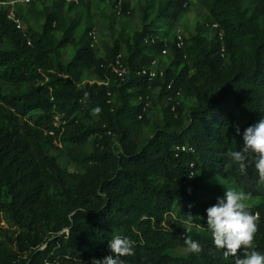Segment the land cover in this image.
<instances>
[{"label": "trees", "instance_id": "obj_1", "mask_svg": "<svg viewBox=\"0 0 264 264\" xmlns=\"http://www.w3.org/2000/svg\"><path fill=\"white\" fill-rule=\"evenodd\" d=\"M185 1L167 0L157 17L176 20L188 8ZM201 1L219 25L214 38L200 30L184 49L168 39L173 60L153 79L137 73L165 47L164 41L145 44V36L157 33L148 24L99 57L89 31L77 41V24L66 26L59 9L46 15L41 31L17 29L10 9L0 10V40L10 44L0 49V81L29 85L0 91V224L2 214L8 223L0 226V264H99L115 256L109 243L117 235L134 242V255L120 257V264H235L216 249L207 226L206 209L217 202L203 195L216 190L195 175L209 170L264 198L255 154H248L244 173L236 164L224 168L227 151L242 148L243 131L264 119V26L242 14L247 0ZM251 1L264 10V0ZM121 11L131 13L123 2ZM55 31H62L60 39ZM67 45L76 50L65 63ZM119 53L130 69L125 80L110 68ZM86 70L101 83H83ZM157 88L168 104L163 123L142 145L150 122L144 103ZM182 93L195 100L188 110ZM33 111L40 113L32 122L26 117ZM92 136L84 173L64 170L47 152L58 137L83 145ZM250 209L260 213L253 244L264 254V205ZM186 236L202 245L200 254L171 253L187 248Z\"/></svg>", "mask_w": 264, "mask_h": 264}, {"label": "rangeland", "instance_id": "obj_2", "mask_svg": "<svg viewBox=\"0 0 264 264\" xmlns=\"http://www.w3.org/2000/svg\"><path fill=\"white\" fill-rule=\"evenodd\" d=\"M122 1L128 5L130 14L124 15L118 2ZM167 0H78L76 7L69 8L71 2L65 1V5L59 8V0H38L29 4L14 3L11 5H0L2 8L14 9L16 15L21 19L25 29L33 31H41L45 23L46 15L54 10L61 12L65 19L66 26L71 22L77 24L75 37L77 41L82 35L89 31L88 35L93 38V47L97 56L104 57L105 48L112 46L116 41L121 42L125 39H131L135 32L142 30L145 24L165 38L171 39L174 33L181 30L185 33L186 38L197 34L202 30V35L211 40L214 38V30H212V19L209 11L201 0H192V3L186 11L182 12L176 20H169L157 17L158 7L165 4ZM244 17H255L264 26V10L257 8L251 0L245 1L240 8ZM121 11V12H120ZM120 12V13H118ZM90 32H92L90 34ZM54 34L58 39L63 35L62 31H55ZM8 42L0 40V49L9 47ZM76 46L67 45L61 49V60L68 62L74 55ZM125 53V49L123 50ZM173 60L172 55L167 54L161 57L158 68L165 71ZM99 82L98 77L92 70L84 71L83 83ZM28 84L14 85L0 81V91L7 93L10 90L26 91ZM181 101L188 110L194 105L195 100L186 94L181 95ZM151 107L148 112L149 124L143 128L140 142L143 145L147 138L153 135L155 126L163 123V111L167 106V99L160 96L159 88L154 91L151 97ZM39 111L31 112L26 119L32 122L39 115ZM94 117L97 116L94 114ZM85 122H89L84 119ZM92 136L83 145H72L58 137L53 145L48 146L47 152L57 158L61 167L71 173H84L88 167L85 157L92 152ZM198 182L206 184L216 190L214 193H205L203 199L206 201L217 202L218 197H224L226 189L229 187L241 190L232 178L225 179L218 174H214L209 170H202L195 175ZM246 203L252 206L264 205V198L261 196L249 195ZM3 221L0 226L8 227L7 219L2 214ZM174 255H186L189 252L187 248H178L171 251Z\"/></svg>", "mask_w": 264, "mask_h": 264}, {"label": "clouds", "instance_id": "obj_3", "mask_svg": "<svg viewBox=\"0 0 264 264\" xmlns=\"http://www.w3.org/2000/svg\"><path fill=\"white\" fill-rule=\"evenodd\" d=\"M88 98L89 93L85 92L81 102H86ZM93 111L99 114L102 109L97 106ZM234 127L236 133L240 134L239 125ZM249 153L255 154L258 182L264 183V119L243 131V146L240 150L227 151L229 162L224 166L225 171L236 164L241 173L246 172ZM248 198L249 194L243 190L227 188L224 197H218L217 203L206 209L207 226L211 230L214 246L216 249L224 250L225 258L235 257V264H264V254L256 251L253 244L260 217L258 213H252L246 203ZM188 219H192L191 214L188 215ZM184 242L190 253L200 254L203 251L202 245L190 236H186ZM109 246L115 256L108 255L98 260L99 264H120V257L134 255V242L127 236L113 237Z\"/></svg>", "mask_w": 264, "mask_h": 264}, {"label": "built area", "instance_id": "obj_4", "mask_svg": "<svg viewBox=\"0 0 264 264\" xmlns=\"http://www.w3.org/2000/svg\"><path fill=\"white\" fill-rule=\"evenodd\" d=\"M38 0H0V5H11L14 3H22V4H29L32 2H36ZM66 2L69 1H78V0H65ZM192 3V0H186L184 3V7H189L190 4ZM118 5L122 6V1L118 2ZM121 12V11H120ZM118 12V13H120ZM8 17L14 21V24L17 29L21 30L23 29V24L21 19L16 15L14 9H10L8 13ZM219 27L217 23H213L211 25L212 30H215ZM92 32H90L91 34ZM220 37L222 36V32H219ZM169 38H165V36H162L159 33H154V34H149L144 37V42L145 44L151 45L158 43L159 41H164L165 42V47L162 49L161 53L156 56L151 64L149 66L143 67L137 73L139 75H146L150 79H153L157 76H162L164 73V70L158 68V65L160 64V59L163 56H166L169 54L170 49L167 46V41ZM171 42H173L178 49H184L186 46V35L184 32L181 30H178L174 33L173 37L171 38ZM28 44H31V41L28 39ZM186 57V56H185ZM111 70L113 73L120 78L121 80H125L126 77L128 76V73L130 72V69L128 65L124 62V55L122 53H119L116 55L115 59L112 61L110 65ZM101 83V82H99ZM178 95H180V92H178ZM151 107V102L147 99L144 103V111H148V109ZM175 109V105L173 106V110ZM177 149H180L178 146ZM186 147L182 146V150H185ZM254 213H258L260 217V213L258 211H255Z\"/></svg>", "mask_w": 264, "mask_h": 264}, {"label": "bare ground", "instance_id": "obj_5", "mask_svg": "<svg viewBox=\"0 0 264 264\" xmlns=\"http://www.w3.org/2000/svg\"><path fill=\"white\" fill-rule=\"evenodd\" d=\"M177 49V48H176Z\"/></svg>", "mask_w": 264, "mask_h": 264}]
</instances>
